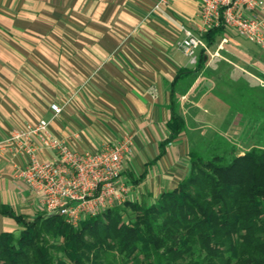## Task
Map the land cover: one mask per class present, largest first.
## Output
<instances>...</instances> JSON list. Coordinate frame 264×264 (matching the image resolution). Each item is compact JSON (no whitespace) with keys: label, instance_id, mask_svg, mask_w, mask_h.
Segmentation results:
<instances>
[{"label":"crops","instance_id":"obj_1","mask_svg":"<svg viewBox=\"0 0 264 264\" xmlns=\"http://www.w3.org/2000/svg\"><path fill=\"white\" fill-rule=\"evenodd\" d=\"M157 1L0 0V60L18 61V49L13 46H26L31 79L27 102L19 97V88H0V141L41 118L50 121L55 135L79 150H95L106 140L115 142L130 135L134 145L124 160L126 172L122 171L129 187L127 199L146 200L152 193L158 197L174 189L184 179L179 174L186 171L183 158L194 138L214 137L206 130L209 118L218 115L225 99L230 101L222 88L215 98L212 79L201 74L219 64L220 74L228 75L235 90L244 87L239 86L240 80L258 88L264 50L225 29L210 44L203 32L199 0H169L161 8H156ZM260 1L259 13L264 17V0ZM185 29L204 34L210 51H205L202 70L178 79L179 111L187 127L166 154L151 164L159 154V143L169 135L173 83L180 71L196 70L197 62H191L178 46ZM51 66L53 75L60 78L59 88H51L50 81L44 80L51 77ZM195 74L200 77L191 80ZM187 81L188 88H179ZM51 100L63 106L59 115L51 109ZM27 160L28 155L15 152L13 146L0 147V205L33 219L47 210L18 177ZM145 171V178L135 185L132 177ZM18 228L14 217L0 213V233Z\"/></svg>","mask_w":264,"mask_h":264},{"label":"trees","instance_id":"obj_2","mask_svg":"<svg viewBox=\"0 0 264 264\" xmlns=\"http://www.w3.org/2000/svg\"><path fill=\"white\" fill-rule=\"evenodd\" d=\"M206 33L209 43L223 30ZM178 73L170 96L169 135L159 143L160 159L186 129L179 111L178 79L203 69ZM220 140L204 152L190 151V171L155 201L128 200L74 225L59 213L33 219L8 205L20 229L0 233V264H264V146L232 155ZM146 171L135 185L145 178Z\"/></svg>","mask_w":264,"mask_h":264},{"label":"built area","instance_id":"obj_3","mask_svg":"<svg viewBox=\"0 0 264 264\" xmlns=\"http://www.w3.org/2000/svg\"><path fill=\"white\" fill-rule=\"evenodd\" d=\"M203 32L223 25L225 30L258 44L264 50V17L259 13L260 0H199ZM158 0L156 8L168 4ZM246 12H250L247 14ZM227 39H223L219 47ZM178 46L191 58L198 60V51H210L204 34L184 30ZM55 115L63 111L59 103L50 105ZM13 146L15 152L28 155L27 163L19 168L21 178L39 198L48 214L59 213L78 225L87 216L128 201L129 187L122 175L126 156L134 140L124 135L115 142H106L95 150H79L65 138L55 135L50 121L44 118L27 122L16 129L0 147ZM45 154L46 157L42 156Z\"/></svg>","mask_w":264,"mask_h":264},{"label":"rangeland","instance_id":"obj_4","mask_svg":"<svg viewBox=\"0 0 264 264\" xmlns=\"http://www.w3.org/2000/svg\"><path fill=\"white\" fill-rule=\"evenodd\" d=\"M13 47L18 49L17 56L19 60H0V88H19V97L27 102V100L30 101V54L27 53V47L24 45ZM49 65L55 64L54 62H50ZM219 66V64H216L213 69L207 68V70L201 74V77L207 76V79H212V86L215 88L212 94L215 98H218L220 94L218 88H222L223 95L225 94L231 102L225 99L221 108L217 109L218 115L209 118L210 122L208 126H206V130L213 133L214 137L212 139H209L208 137L203 138V134L198 138H196V136V139L194 138L192 147L190 146L188 148L187 153L183 158L186 171H182L179 174V177L181 176L185 178L190 171L189 151L197 149L204 152L211 140L222 141L224 143V148H229L232 155L244 153L246 150L256 145L264 146V73L260 72L259 74L260 85L258 88L255 85V88H249L246 85L247 82L245 80H240L239 86L244 87L240 88L238 91L234 89V82L229 79L228 75L225 76L220 74ZM51 69V77L45 78L44 80L50 81L51 88H59L58 83L60 78L57 75H53V66H51ZM197 77H200L199 74H195L191 80H195ZM35 79L36 81H40L37 78ZM190 82L187 81L186 83H183L179 88H188L190 84L187 83ZM36 86L40 88L39 83H36ZM225 86L231 88V91L226 92L227 88H224ZM179 93H181L180 90ZM51 101L52 104L54 101ZM217 130L218 132L221 130L223 132L224 130L228 133L219 134L216 132ZM106 141L111 142L110 140ZM132 161L133 160H130L128 162L129 168L132 167ZM123 172L125 173L126 171L124 170ZM124 173H122V175ZM170 189L171 188H168L167 191ZM157 195L154 196V193H152L151 198L148 196L147 200L150 199L151 201H155L158 198ZM16 233L19 234L20 229H18Z\"/></svg>","mask_w":264,"mask_h":264}]
</instances>
